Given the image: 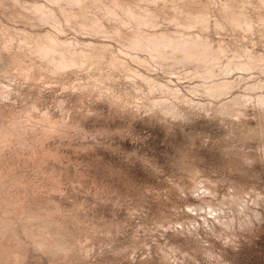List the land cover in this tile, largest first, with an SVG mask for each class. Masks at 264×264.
Here are the masks:
<instances>
[{"label":"rangeland","instance_id":"374dc122","mask_svg":"<svg viewBox=\"0 0 264 264\" xmlns=\"http://www.w3.org/2000/svg\"><path fill=\"white\" fill-rule=\"evenodd\" d=\"M0 264H264V0H0Z\"/></svg>","mask_w":264,"mask_h":264}]
</instances>
